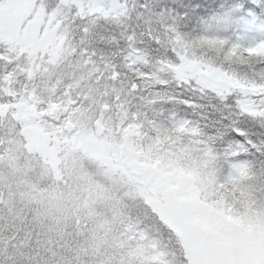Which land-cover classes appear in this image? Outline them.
Returning a JSON list of instances; mask_svg holds the SVG:
<instances>
[{
	"label": "snow or ice",
	"instance_id": "1",
	"mask_svg": "<svg viewBox=\"0 0 264 264\" xmlns=\"http://www.w3.org/2000/svg\"><path fill=\"white\" fill-rule=\"evenodd\" d=\"M0 264H264V0H0Z\"/></svg>",
	"mask_w": 264,
	"mask_h": 264
},
{
	"label": "rangeland",
	"instance_id": "2",
	"mask_svg": "<svg viewBox=\"0 0 264 264\" xmlns=\"http://www.w3.org/2000/svg\"><path fill=\"white\" fill-rule=\"evenodd\" d=\"M32 143L35 147L42 148L46 147L47 135L45 129L40 126H36L31 129Z\"/></svg>",
	"mask_w": 264,
	"mask_h": 264
}]
</instances>
